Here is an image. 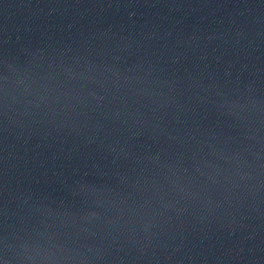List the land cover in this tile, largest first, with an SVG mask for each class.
Here are the masks:
<instances>
[{
  "label": "water",
  "instance_id": "1",
  "mask_svg": "<svg viewBox=\"0 0 264 264\" xmlns=\"http://www.w3.org/2000/svg\"><path fill=\"white\" fill-rule=\"evenodd\" d=\"M0 264H264V0H0Z\"/></svg>",
  "mask_w": 264,
  "mask_h": 264
}]
</instances>
